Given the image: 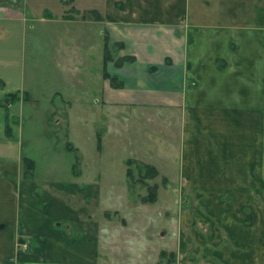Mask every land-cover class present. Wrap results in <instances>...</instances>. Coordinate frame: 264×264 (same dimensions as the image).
Wrapping results in <instances>:
<instances>
[{
  "label": "crops",
  "instance_id": "obj_1",
  "mask_svg": "<svg viewBox=\"0 0 264 264\" xmlns=\"http://www.w3.org/2000/svg\"><path fill=\"white\" fill-rule=\"evenodd\" d=\"M36 23L43 43L92 27L105 36L101 61L120 84L103 73L98 114L117 121L125 149L132 114L148 122L155 150L172 146L160 155L169 173L140 162L192 200L166 233L147 204L123 214L87 197L77 158L69 185L36 179L29 147L43 139L21 113L34 96ZM62 89L53 95L83 107ZM0 264H264V0H0Z\"/></svg>",
  "mask_w": 264,
  "mask_h": 264
},
{
  "label": "rangeland",
  "instance_id": "obj_2",
  "mask_svg": "<svg viewBox=\"0 0 264 264\" xmlns=\"http://www.w3.org/2000/svg\"><path fill=\"white\" fill-rule=\"evenodd\" d=\"M41 30L42 28L36 23L35 41L37 42L34 53L32 54L31 49L29 54V63L35 72L31 93L34 96L29 102H25L26 105L21 109L26 122L27 118L31 119L27 124L30 125L32 133H37L35 136L43 139L42 142H33L34 144L29 147L37 163L36 179L41 182L47 180L48 184L59 179L60 183L69 185L73 177L72 165L77 158L80 165L83 161V177L76 180L78 185L91 186L93 189L87 197L92 196L91 199H97L102 208L103 204H106L107 209L112 206L119 208L123 214H129V210L131 211L136 205L147 204L149 208L152 206L151 209L148 208L145 217L158 216L163 223L161 225L163 232L166 233V227H172L174 220L185 216L188 210L185 207L192 205V200L180 190L181 183L176 181V177H155L149 172L150 168L146 167L150 165L140 162L143 160L148 163H160L161 160L164 161L162 159L164 156L172 152L170 143L165 145L163 143V151L158 153L155 150L156 146L146 139L147 131L142 128L148 127L149 134L154 130L148 122L139 118L137 114H132L129 138L131 143L128 144V149H125L124 146L121 147L123 136L118 132L117 121L114 123V120L103 118L98 114L99 107L103 106L102 75L104 73L105 76L107 71L111 72V66H107L105 70L101 61L104 57L105 36L98 34V28L92 27L91 31H82L81 36L73 32L62 33L60 40L48 38L43 43ZM28 40L30 43L31 38ZM111 52L113 53L112 49L108 52L109 59H112ZM111 78L110 82L113 85L120 84L118 79L112 81ZM61 85H63V98L80 97L83 107L79 105L80 103H73L71 109L68 103L62 101L61 96L53 95V90H59ZM33 112H36L35 118ZM42 116L47 119L46 127H43ZM57 121H61L59 125L56 124ZM69 126L70 131H68ZM69 133L70 140L80 148V151L70 152L66 148L64 140ZM128 158H132V161L130 165L128 163L127 168L125 161ZM164 163L163 170L166 169V173H169L168 167L165 166L170 164L166 161ZM152 195H155L153 201ZM86 201L89 199L87 198ZM188 201L190 205H187ZM154 208H156L155 213H153ZM108 213L113 224L120 226L124 221L122 214ZM134 217L135 214H132L131 218ZM136 222L141 224L137 220Z\"/></svg>",
  "mask_w": 264,
  "mask_h": 264
},
{
  "label": "trees",
  "instance_id": "obj_3",
  "mask_svg": "<svg viewBox=\"0 0 264 264\" xmlns=\"http://www.w3.org/2000/svg\"><path fill=\"white\" fill-rule=\"evenodd\" d=\"M105 52H106V56H105V63H107V60L110 58L109 57V50H108V46L106 45V50H105ZM105 70H106V68H105ZM105 76H106V78H111V76H109L108 75V73L106 72L105 73ZM111 80L112 81H115V78H111ZM114 87H116V88H118V85L116 86V85H114ZM77 163H78V161H77ZM131 164V161L129 162V165ZM146 167H148V168H150V169H148L149 170V172L153 175V176H157V171H156V169L154 168V167H151V166H146ZM129 175L131 176V173L129 172ZM153 197V198H152ZM152 201L155 199V195H152ZM151 200V199H150Z\"/></svg>",
  "mask_w": 264,
  "mask_h": 264
}]
</instances>
